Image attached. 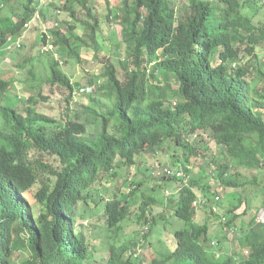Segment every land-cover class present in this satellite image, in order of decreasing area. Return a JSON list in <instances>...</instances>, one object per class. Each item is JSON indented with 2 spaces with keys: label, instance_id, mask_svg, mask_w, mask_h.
<instances>
[{
  "label": "trees",
  "instance_id": "trees-1",
  "mask_svg": "<svg viewBox=\"0 0 264 264\" xmlns=\"http://www.w3.org/2000/svg\"><path fill=\"white\" fill-rule=\"evenodd\" d=\"M54 1L67 18L47 34L66 58L59 61L49 55L47 77L29 71L39 90L23 101V111L0 103V264H85L92 251L75 228V216L79 204L87 206L90 200L101 207L109 233L123 229L130 235L127 241H104L107 256L101 264H264V227H250L241 235L238 248L248 251L242 259L228 254L219 262L203 245L209 241V226L195 220L198 182L194 177L180 180L176 199L167 188L155 194L163 183L178 179L173 172L182 164L189 174L185 162L206 155V145L195 142L202 133L230 162L219 167L223 184L234 185L227 173L230 168L264 167V69L230 67L241 59L242 50L254 55L255 47L264 42V23H255L244 10L249 1L185 0L176 8L172 0H122L120 11L109 10L107 19L114 17L123 31L126 57L119 65L105 58L97 73L102 80L93 81L96 88L88 94L91 105L85 110L100 118L95 133H88L78 121L49 132L51 118L38 108L53 92L65 102L73 98V79L63 68L71 58L82 62L81 52L89 50L87 39H95L99 26L89 0ZM37 2L13 0L6 13L0 7V50L8 39L21 34L35 11L46 17ZM82 10L84 21L79 17ZM49 14L58 15L53 10ZM77 22L81 34L76 32ZM47 34L41 33L42 45L48 43ZM84 59L93 62L97 57L91 54ZM157 74L172 81L170 92L149 83V77ZM13 80L0 77V101ZM164 148L173 151L175 166L159 175L150 169L151 181L143 170ZM148 154L151 159H145V168L136 164L138 156ZM120 169L127 170V187L109 192L110 199L96 197L100 180ZM137 172L142 177L135 181ZM157 203L163 207L173 203V215L183 220L184 227L174 232L170 254L133 261L131 256L150 234Z\"/></svg>",
  "mask_w": 264,
  "mask_h": 264
},
{
  "label": "rangeland",
  "instance_id": "rangeland-1",
  "mask_svg": "<svg viewBox=\"0 0 264 264\" xmlns=\"http://www.w3.org/2000/svg\"><path fill=\"white\" fill-rule=\"evenodd\" d=\"M2 1L3 0H0V3ZM121 1L122 0H89L90 7L96 12L99 19V26L95 39L93 41L87 39L89 50L84 53L81 52L82 62H75L76 60L71 58L68 60L67 65L65 67L63 66V70L72 77V82L77 92L69 102H65L62 95L59 93L53 92L50 94L48 101H42L38 106L42 113L51 118V122H49L47 126L49 132L62 128L68 121L83 123L88 133H95L100 130V118L91 113H87L85 110L87 105H91L90 98L88 94H86L89 92H81L79 88L85 87L96 79H101L97 73H101V67L105 58H109L116 65L124 62L126 53L122 36L123 31L120 23L118 20H115V18L107 19L109 10H111L113 14L116 11H120L117 9H119ZM172 1L176 8H179L185 3V0ZM12 3L13 0L4 1L5 6L3 8V13L9 11ZM44 4L46 5H44L41 10L46 14V17H41V20L36 22L37 24L46 25L50 21L62 23V20L67 18V13L63 11L60 12L57 17H55L54 14L50 15L51 9H57L53 5H49L48 2ZM244 10H247V12L252 15L255 23H264V0L258 2L249 1ZM79 13L81 21H84L86 19L85 12L82 10ZM80 22L76 23V32L81 34L82 28ZM41 32L42 29L38 26L31 28L29 31L22 34L24 46L21 49L11 53L5 50L4 47L0 50V77H13L14 79L12 87L6 92V99L4 98L0 103L15 106L19 111H23L25 107L23 101L29 96L37 94L39 90L38 86H35L37 82L33 79V75H31L29 71H33L35 76L39 75L41 78L47 77L49 74L48 59L50 53L46 52L41 54L40 52L42 48V45H40ZM39 54L41 55V59ZM91 54H96L97 60L87 62L84 57ZM62 55L64 59L67 54L63 52ZM254 55L247 54L245 50H242L243 63L249 65L251 69H255L258 66L264 69V42H261L255 47ZM250 78L251 74L248 76V80ZM171 82L172 81L166 79L164 80L159 74L155 75L154 78L149 77V83L153 85L158 84L167 92L171 90ZM39 85L43 86L46 94L50 93L49 87H44L43 83H39ZM195 142L197 145H206L205 156H209V158L198 156L196 159L185 162L191 168L189 175L190 177H194L199 185L203 183L204 186H206L208 191H205V193L209 199L213 195L219 196L218 203L209 201V205L201 206L196 210V221L199 224L207 222L209 226L208 234L210 237L213 235L211 239H217L221 242L219 247L214 248H209L207 244V249L217 255L220 254V257L216 259L222 262L226 257L224 253H232V250L235 252V250L238 249V244H240V242L237 241L236 238L241 237L250 227L256 230H260V227H264L263 222H257V214L262 212V210L259 209L264 202V167L260 169L230 168L227 170V173L232 177L231 179L234 185H225L218 176L213 177L210 174V169H215L216 174H218L219 167L223 169L225 165H230V162H227L228 158L226 154L210 141L207 133L197 135V137H195ZM177 150L180 152L178 148ZM172 152L173 151L169 148H164L159 151L154 159L155 162L152 160L154 165L152 164L150 168L144 166L146 165L145 159H151V155L149 154L147 156H138L136 158V164L140 166L143 165L144 168L146 167L143 171H145V175L149 176L152 181L150 169L152 172L159 175L164 168L175 166V164H173ZM126 173V169H120L115 176L103 177L96 187L95 196L110 199L111 191L117 189L116 192L119 193V188H126L129 183L128 179H130L127 177ZM141 177L142 174L137 172V178H134V180L136 181ZM174 187L175 184L165 182L161 187H158L159 189L155 191V194L160 195L163 188L174 190ZM237 197H240L241 202H239ZM90 201L87 206H82V203L79 204V212L75 216V228L86 237L92 251V255L91 253L89 254L90 258L85 260V264H101V261L107 256L105 253L107 245L104 241L109 240L108 242L111 243H114L117 239L127 241L130 235H127V232H124L123 229L116 234L113 232L109 233L104 225V216L102 215L101 207L98 208ZM173 203L166 207L157 203L153 207V212L156 214L155 221L152 224L150 234L147 238L148 244L144 249V258L140 257L142 260L139 261L146 260L148 262L152 258L160 259L172 252L175 246L174 232L184 227L183 220L173 215L175 208ZM212 205H216L215 211H212ZM229 209L234 210L228 211ZM223 215L228 219H233L231 226L234 227V229L229 232V235L227 234V228L220 222V218ZM140 256H142V254ZM244 256V250L237 254L238 259H242Z\"/></svg>",
  "mask_w": 264,
  "mask_h": 264
},
{
  "label": "clouds",
  "instance_id": "clouds-1",
  "mask_svg": "<svg viewBox=\"0 0 264 264\" xmlns=\"http://www.w3.org/2000/svg\"><path fill=\"white\" fill-rule=\"evenodd\" d=\"M4 1L5 0H3L1 3H0V7L2 8H4V6H5V4H4ZM38 2H37V8H42L44 5H46V4H44L45 2H48L49 3V5H53V3L55 2L54 0H37ZM54 1V2H53ZM248 1H254V2H258V1H260V0H248ZM2 8V9H3ZM57 9V8H56ZM51 10H53V11H57V13L59 14L60 13V11L61 10H59V9H57V10H54V9H51ZM39 13V11H35V14H34V17H33V20L31 19L29 22H27L25 25H24V28H23V31L21 32V34H19L18 36H15V37H11L10 39H8V41L6 42V44L4 45V49L5 50H7V51H10V53L11 52H13V51H16V50H19V49H21L23 46H24V44H23V37H22V34L23 33H25V32H27V31H29L31 28H34V27H39V28H41L42 29V32L41 33H46L47 34V31L49 30V29H51L52 27H54V26H56L57 25V21H50L49 23H47L46 25L44 24V25H39V24H37L36 22H39L40 20H41V18H40V15L38 14ZM111 17V19H114V17H112V16H110ZM40 33V34H41ZM47 38H48V43L46 44V45H42L41 44V42H40V45H42V48H41V50H40V52L41 53H50V55H52L56 60H59V61H61L62 59H63V55H62V53L64 52L63 50H61L60 48H56L53 44H51L50 43V36L47 34ZM10 47V48H9ZM246 52V51H245ZM247 53V52H246ZM248 54V53H247ZM67 56V55H66ZM243 57H242V52H241V59H239L238 61H233V62H231L230 63V67H232V69L234 70V69H236L238 66H245L246 64H244L243 63ZM240 61V62H239ZM263 61H264V58H263ZM243 63V64H242ZM95 82H96V84H99L100 83V79H96L95 80ZM96 84L95 83H90V84H88V85H86L85 87H83V88H79V91H81V92H89V93H86V94H90L91 92H93V91H95V88H96ZM77 92V90H76V88L74 87V90H73V95L75 94ZM6 99V98H5ZM8 103V102H7ZM209 158V156H205V158ZM187 167L188 168H190V166L187 164ZM164 170H169V168H164ZM219 172H220V168H219ZM219 172H218V174H219ZM216 174V172H215V169H210V174L213 176V177H215V176H218V174ZM173 174H175L176 175V177L178 178L177 180H170V182L172 183V184H175V187H174V190H169V194L170 195H173L174 197H175V199H176V197H177V194H178V190H179V186H176L177 184H179L180 183V180H183L184 182L185 181H187L188 180V177L190 176L189 174H187V172L184 170V166H183V164L180 166V168H179V170L177 171V172H173ZM171 175H172V173H171ZM202 186H204V184L202 183V185H199V183H198V187L196 188L197 189V191H196V189H195V192H196V194H197V198H196V200L193 202V207H194V210H195V220H196V210L199 208V207H201V206H207V205H209L210 203H209V201H212V202H214V203H218V201H219V196H217V195H213L210 199H209V197L207 196V194L205 193V191H208V190H206V189H204V191H203V189H202ZM206 187V186H205ZM199 191V192H198ZM213 206V208H212V211H215V207H216V205H212ZM259 210H262V212L261 213H259V214H257L258 215V217H257V222H263L264 223V208H260ZM259 210H258V212H259ZM256 215V216H257ZM255 216V217H256ZM228 221V218L226 217V216H221V218H220V222H222V223H226ZM196 223H197V221H196ZM199 224V223H198ZM203 224V223H202ZM225 228H227V234L229 235V232L230 231H233V229H234V227H232L231 226V223H230V225L229 226H225ZM208 233H209V231H208ZM207 233V237L209 238V241L208 242H206V243H204L203 245L206 247V248H214V247H219V245H221V242L219 241V240H217V239H211V237L213 238V235H211V237H210V235ZM245 234V233H244ZM243 234V235H244ZM239 238L240 237H238V238H236V240L237 241H239ZM147 241H144L143 242V244L140 246V249H139V251H138V253L135 255H133V256H131V259L133 260V261H135L136 259L137 260H139V259H141L139 256L142 254V256H143V253H144V249H145V247L147 246ZM207 244H208V247H207ZM221 247V246H220ZM209 250V249H208ZM242 250H244V253H245V256L244 257H246L247 256V254H248V251H247V249L245 248V249H243V248H241V249H236L235 250V252H234V250H232V253H224L225 255H228V254H234L235 255V258L236 259H238L237 258V254L240 252V251H242ZM209 251H211V250H209ZM212 252V251H211ZM216 257H220V254H215V253H213ZM223 255V254H222ZM241 259V258H240ZM146 261V260H145Z\"/></svg>",
  "mask_w": 264,
  "mask_h": 264
},
{
  "label": "built area",
  "instance_id": "built-area-1",
  "mask_svg": "<svg viewBox=\"0 0 264 264\" xmlns=\"http://www.w3.org/2000/svg\"><path fill=\"white\" fill-rule=\"evenodd\" d=\"M10 48V47H9Z\"/></svg>",
  "mask_w": 264,
  "mask_h": 264
}]
</instances>
